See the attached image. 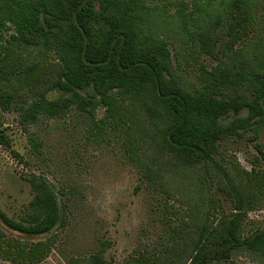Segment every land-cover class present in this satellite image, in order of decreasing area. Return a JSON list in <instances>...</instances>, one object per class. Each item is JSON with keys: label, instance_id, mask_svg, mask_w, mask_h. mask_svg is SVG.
<instances>
[{"label": "rangeland", "instance_id": "374dc122", "mask_svg": "<svg viewBox=\"0 0 264 264\" xmlns=\"http://www.w3.org/2000/svg\"><path fill=\"white\" fill-rule=\"evenodd\" d=\"M226 1L145 0L146 31L169 42L173 73L191 94L206 82L205 71L262 56L264 0L254 6L249 36L232 49L225 44ZM7 26L0 37V55L7 57L3 73L13 67L26 73L0 85L16 89L21 100L15 110L0 107V210L29 222L33 183L43 182L65 223L41 236L21 235L0 223V264H89L95 257L103 264H170L172 256L176 264H189V242L202 226L215 229L237 216L242 238L264 233V130L258 140L246 132L221 142L214 163L189 165L166 145L170 119L148 88L118 100L115 121L103 108L89 115L74 107L26 121L23 109L55 80L57 60L14 44V29ZM240 92L248 89L236 86L229 93ZM59 96L46 93L49 100ZM239 116L245 112L229 111L224 119ZM219 264H264V254L241 248Z\"/></svg>", "mask_w": 264, "mask_h": 264}, {"label": "trees", "instance_id": "16d2710c", "mask_svg": "<svg viewBox=\"0 0 264 264\" xmlns=\"http://www.w3.org/2000/svg\"><path fill=\"white\" fill-rule=\"evenodd\" d=\"M258 2H225L227 48L232 49L249 36ZM146 14L145 0H0V37L9 23L15 32L14 44L38 48L41 59L51 53L57 60L55 80L23 109L21 117L33 122L41 114L53 117L71 107L89 115L103 108L106 118L115 121L117 101L135 97L148 88L170 119L164 133L166 145L182 154L189 165L214 163L221 142L231 137L252 132V141L258 140L259 132L264 130V48L260 59L255 57L251 64L218 65L205 71L206 82L191 94L173 73L169 42L146 31ZM221 15L216 14L219 22ZM204 37L209 40L207 34ZM6 58L0 55V85L6 83L5 87L11 84L12 76L20 81L26 73L22 69L18 72V67L3 73L1 65ZM236 86L246 87L248 94L231 95ZM53 91L60 96L49 100L46 93ZM16 92L0 88L3 111L17 109L21 100ZM229 111L245 112V116L225 122ZM2 135L0 131V140L4 139ZM33 188L34 217L29 222H17L0 210L1 225L27 236L45 235L64 225V215L48 186L39 182L33 183ZM237 203L240 210L239 196ZM237 221L236 216L215 229L199 228L197 237L189 242V264H219L241 248L264 254V233L242 238ZM175 259L170 257L168 263L176 264ZM89 264L103 262L95 257Z\"/></svg>", "mask_w": 264, "mask_h": 264}]
</instances>
